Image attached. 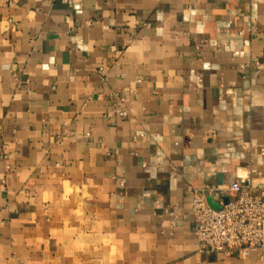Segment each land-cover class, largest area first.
Returning a JSON list of instances; mask_svg holds the SVG:
<instances>
[{
	"label": "crops",
	"instance_id": "0c3cea01",
	"mask_svg": "<svg viewBox=\"0 0 264 264\" xmlns=\"http://www.w3.org/2000/svg\"><path fill=\"white\" fill-rule=\"evenodd\" d=\"M239 178L264 186V0H0V264H264L192 231L187 187Z\"/></svg>",
	"mask_w": 264,
	"mask_h": 264
},
{
	"label": "built area",
	"instance_id": "2783aa9c",
	"mask_svg": "<svg viewBox=\"0 0 264 264\" xmlns=\"http://www.w3.org/2000/svg\"><path fill=\"white\" fill-rule=\"evenodd\" d=\"M118 115L125 118L127 111L121 109ZM187 189L192 194V231L202 248L242 257H248L253 248L264 250V186L254 187L247 178L234 180L219 209L208 204L205 191Z\"/></svg>",
	"mask_w": 264,
	"mask_h": 264
},
{
	"label": "water",
	"instance_id": "95a60500",
	"mask_svg": "<svg viewBox=\"0 0 264 264\" xmlns=\"http://www.w3.org/2000/svg\"><path fill=\"white\" fill-rule=\"evenodd\" d=\"M219 180H220V175H219ZM207 199V198H206ZM225 202L227 201V199H225L224 200ZM207 202H208V204L211 206V207H213L214 209H219L220 208V205L218 204V203H213V202H211V200H210V198L209 199H207Z\"/></svg>",
	"mask_w": 264,
	"mask_h": 264
}]
</instances>
